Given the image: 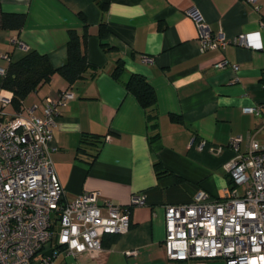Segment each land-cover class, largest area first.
Returning a JSON list of instances; mask_svg holds the SVG:
<instances>
[{
  "label": "crops",
  "instance_id": "0c3cea01",
  "mask_svg": "<svg viewBox=\"0 0 264 264\" xmlns=\"http://www.w3.org/2000/svg\"><path fill=\"white\" fill-rule=\"evenodd\" d=\"M0 10L25 14L19 31L0 28V68L31 51L46 55L53 68L63 66L69 30L78 34L89 63L73 84L55 73L23 100L40 115L46 96L65 89L74 94L59 107L50 142L64 200L97 190L100 203L124 206L132 194L145 195V204L132 207L129 227L113 243L95 255L74 256L53 245L49 264H186L164 256V206L188 203L201 190L211 198L222 195L228 182L223 165L234 156L231 137L242 136L239 152L253 141L264 143L263 131L253 141L247 137L258 120L242 110L264 109V0H0ZM189 11L202 16L204 31L228 40L245 34L248 46L229 43L201 52ZM221 60L227 63L219 68ZM117 62L122 71L115 79ZM131 74L153 86L152 110L142 109L126 91ZM1 81L2 75L0 96L11 97ZM4 109L15 111L10 104ZM84 134L102 141L95 157L77 154ZM200 140L206 142L201 151ZM210 145L223 149L213 154ZM132 250L136 253L127 254ZM33 264L40 263L35 258Z\"/></svg>",
  "mask_w": 264,
  "mask_h": 264
},
{
  "label": "built area",
  "instance_id": "2783aa9c",
  "mask_svg": "<svg viewBox=\"0 0 264 264\" xmlns=\"http://www.w3.org/2000/svg\"><path fill=\"white\" fill-rule=\"evenodd\" d=\"M187 14L199 30L201 52L223 49L229 43L248 46L245 34L231 40L223 33L213 35L203 30L205 22L198 12ZM226 63L221 60L216 66L221 68ZM232 68L237 70L235 64ZM4 72L0 68V75ZM73 98L69 89L46 96L42 113L36 115L35 106L23 104L8 114L4 108L11 97L0 96V264H33L35 258L40 264H49L55 254L53 245L63 246L71 256L95 255L103 249V236L121 234L130 225L132 207L145 204L143 193L132 194L124 206L100 203L97 190L64 200L51 159L55 146L50 142L59 107ZM242 110L258 120L254 131L247 134L253 141L255 134L264 132L263 106H245ZM241 140L240 135L229 139L234 156L223 165L228 182L220 197L211 198L201 190L188 203L164 206L162 247L167 260L264 264V143L253 141L245 152H239ZM205 143L200 140L197 149L201 151ZM222 149L221 145L207 148L213 154ZM47 248L51 255L44 254Z\"/></svg>",
  "mask_w": 264,
  "mask_h": 264
},
{
  "label": "trees",
  "instance_id": "16d2710c",
  "mask_svg": "<svg viewBox=\"0 0 264 264\" xmlns=\"http://www.w3.org/2000/svg\"><path fill=\"white\" fill-rule=\"evenodd\" d=\"M24 22L25 14L9 13L0 10V28L19 31ZM99 35L103 38L104 32L101 30ZM66 53V63L58 68H53L47 56L39 54L36 51H31L19 60L8 63L2 75L1 88L11 92L10 105L12 109L18 110L23 104L25 97L41 85L48 83L55 73L60 75L69 85L83 77V74L90 66L85 53L81 49L80 38L73 30L68 31ZM121 71L122 64L121 62H117L111 75L113 78L118 79ZM124 87L135 98L142 109H153L156 103V92L143 76L131 74L124 83ZM101 142L99 136L84 134L80 139L77 154L85 153L95 157ZM92 149L94 150L93 154L89 151ZM90 163L91 161H89ZM105 236L108 238L106 239ZM116 238L117 235L114 234L104 235L102 246L113 243Z\"/></svg>",
  "mask_w": 264,
  "mask_h": 264
}]
</instances>
